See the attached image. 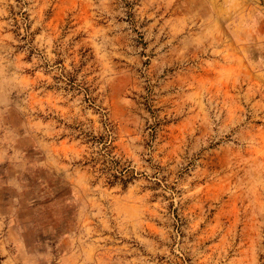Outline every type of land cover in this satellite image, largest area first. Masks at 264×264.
<instances>
[{
    "label": "rangeland",
    "instance_id": "1",
    "mask_svg": "<svg viewBox=\"0 0 264 264\" xmlns=\"http://www.w3.org/2000/svg\"><path fill=\"white\" fill-rule=\"evenodd\" d=\"M0 264H264V0H0Z\"/></svg>",
    "mask_w": 264,
    "mask_h": 264
}]
</instances>
